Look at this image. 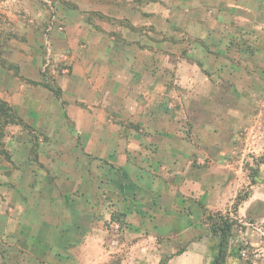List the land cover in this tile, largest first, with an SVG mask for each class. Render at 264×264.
Here are the masks:
<instances>
[{
  "label": "rangeland",
  "instance_id": "374dc122",
  "mask_svg": "<svg viewBox=\"0 0 264 264\" xmlns=\"http://www.w3.org/2000/svg\"><path fill=\"white\" fill-rule=\"evenodd\" d=\"M229 1L232 0H0V98L28 125L5 124L0 119V264H83L81 261L87 256V250L94 256V243H90L87 250L80 246L81 234L86 227L95 230L98 224L94 221L96 211L79 201V175L87 173L82 184L86 185L87 191L91 190L87 185L93 187L100 178L99 170H94L95 164L101 165L111 152H107V156L95 152L103 156L99 158L103 159L101 162L89 156L92 166H85L84 171L81 165L84 152L65 151V145L80 142L75 139L56 79V74L62 75L63 61L54 39L63 38L65 22L83 20L101 29L102 25L116 24L111 28L108 24L107 30L103 28V31L110 33L117 43L123 40L126 30L121 26H128L127 16L140 19L142 14L137 10H143L145 17L150 19H146V23L141 19L134 28L127 29L135 32V37L144 34L141 38L149 39V43L138 47L147 48L151 70L163 65V54L177 52L196 58L198 63L206 66L203 72L210 74L215 73L218 62L213 44L226 40V3ZM166 9L174 24L169 28L164 22ZM186 16L196 23L190 21L191 24L184 28L182 23ZM181 26L183 28H179ZM207 49L213 50H210L211 54L205 53ZM163 68L167 72L164 65ZM224 70L221 71H224V77H209L205 83H200L203 91L198 94H210L213 88L218 90L213 83L218 81L217 78L226 81V68ZM165 77L170 80L169 74ZM262 78L264 81V76ZM155 79L147 83L153 81V85ZM39 85L50 89L61 100L54 105L51 99L46 100V104L52 105L42 109L41 113L25 106L32 87ZM153 90L157 92L156 100H175L171 95L160 93L158 86ZM165 92L171 94L169 90ZM215 93L213 97L220 99L221 89ZM255 98L256 101L251 102L255 108L253 113L250 112L253 114L251 123L240 126L233 138L226 139L225 145L222 144L226 152L189 153L191 125H181L182 135L177 143L184 153L177 158L178 165L183 169L198 167L205 174L208 168L214 179L219 180L208 204L203 196L200 197L202 188L199 196L188 193L177 202L178 205L168 206L170 209L161 207L156 221L146 222L157 236L158 248L149 254H157V264H166L170 258L179 257L192 241L199 242L200 254L211 264L218 241L209 231L206 215L215 211H230L235 220L225 264H264V91ZM172 103L168 115L171 110L174 112L175 102ZM129 127L135 126L121 124L117 127L121 144L131 131ZM167 127V138L174 140L175 126L169 124ZM127 158L130 166L148 162L131 152ZM166 158L170 166L172 162L168 160L172 158ZM114 174L108 170L106 178L112 179ZM143 183L145 186L146 182ZM238 194L242 201L234 213L233 202ZM95 195L91 191L86 197L94 202ZM119 216L115 214V218ZM46 225L50 234L43 236ZM103 225L109 226L107 222ZM173 225L174 230L171 229ZM116 229L119 228H113ZM117 238L118 246L121 237L117 235ZM128 251L125 245L118 246L103 264H135L134 261L144 262L149 257L139 252L132 256ZM173 264L183 263L176 261Z\"/></svg>",
  "mask_w": 264,
  "mask_h": 264
},
{
  "label": "crops",
  "instance_id": "0c3cea01",
  "mask_svg": "<svg viewBox=\"0 0 264 264\" xmlns=\"http://www.w3.org/2000/svg\"><path fill=\"white\" fill-rule=\"evenodd\" d=\"M142 11L137 10L142 14L140 19L127 16L128 26H121L126 30L123 40L117 43L110 33L103 31V28L107 30L106 26L110 25L111 28L116 24L108 23L109 25H102L101 29L83 20L65 22L64 32L61 33L63 38L54 39L58 55L63 61L60 67L62 75L56 74L60 99L65 101L66 115L72 121L75 139L80 141L65 145V151L84 152L82 164L80 163L84 171L85 166H92L89 156L92 160L101 162L103 159L99 158L111 152L101 165L95 164L94 170H99L100 178L93 187L87 185L91 190L87 191L86 185L82 184L87 173L79 175V201H84L81 204L84 207L96 211L94 221L98 224L95 230L86 227L81 234L80 246L85 250L90 243H94V256L87 250V256L81 261L83 264H103L118 246L123 245L131 255L139 252L148 256L152 254V249L158 248V244L156 233L148 228L146 222L156 221L159 218L156 214H159L161 207L178 205L177 202L188 193L193 192L199 196L202 188L206 191L203 190L200 197L203 196L208 204V198L213 194L219 179H214L208 168L205 174L198 167L183 169L179 166L177 158L184 153L178 144V138L182 135L181 125H191L188 136L191 146L189 153L203 155L204 152H226V147H223L226 139L233 138L240 126L251 123L255 109L251 102L256 101V95H261L264 91V0H232L226 3V40L213 44L214 56L218 62L215 73L210 74L203 72L206 66L198 63L196 58L177 52L162 55L161 65L167 68L168 73L163 65L151 70L147 48L138 47L149 43V39H142L145 35L138 36V33L135 37V32L127 29L134 28L141 19L142 23L150 19ZM166 11L164 22L169 28L173 22L168 17L169 10ZM190 21L194 23L186 16L182 26L186 28V25L191 24ZM182 26L179 28H183ZM210 50H205V53L211 54ZM225 68L226 81L217 78L219 75L224 77ZM222 70L224 71L221 72ZM166 74H169L172 82L164 79ZM214 76H217L219 82L213 84L222 91L218 100L212 95L218 91L214 88L209 91L210 94H198L203 91L200 83H205L209 77ZM152 78L157 80L153 85V81L147 83ZM157 86L160 93L171 95L175 100L170 101L166 97L165 101H160L159 98L156 100L157 92L153 88ZM168 90L171 94H166L165 91ZM223 93L226 94L224 100ZM54 95L50 89H44L41 85L33 86L25 100V106L41 113L42 109L52 105L46 104V100L51 99L53 105L61 101ZM172 101L175 102L174 112L171 110L168 115V109H172ZM121 124L135 126L128 128L131 131L124 138L123 144L117 133V127ZM169 124L175 126L174 140L166 135ZM95 152H103V156ZM128 152L136 153L140 159L148 162L142 163L145 161L142 160V164L130 166ZM166 157L172 158L168 160L172 162L170 166L167 165ZM108 170L115 173L112 179L106 178ZM143 182H146L145 186ZM91 191L96 194L94 202L86 197ZM115 214L120 215L118 219ZM106 222L108 227L103 225ZM45 227L42 235L48 236V226ZM174 227L175 225L171 229L174 230ZM117 235L121 237L118 246L120 241ZM201 251L199 242L192 241L179 257L170 258L166 264L176 261L183 264H209L210 260L206 262ZM156 256L149 255L144 262H134L157 264Z\"/></svg>",
  "mask_w": 264,
  "mask_h": 264
},
{
  "label": "trees",
  "instance_id": "16d2710c",
  "mask_svg": "<svg viewBox=\"0 0 264 264\" xmlns=\"http://www.w3.org/2000/svg\"><path fill=\"white\" fill-rule=\"evenodd\" d=\"M0 119H2L5 124H17L22 127L28 126L24 124L20 118H18L13 108L1 98ZM241 201L242 197L238 194L233 202L234 213ZM206 222L208 223L210 233L215 236L218 241L217 252L212 257L211 264H225L229 251V239L232 235L235 220L232 216H230V211H215L206 215Z\"/></svg>",
  "mask_w": 264,
  "mask_h": 264
}]
</instances>
